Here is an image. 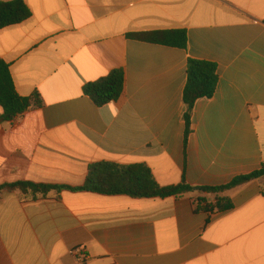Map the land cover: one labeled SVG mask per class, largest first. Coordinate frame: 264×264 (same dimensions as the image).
<instances>
[{
  "label": "crops",
  "instance_id": "obj_1",
  "mask_svg": "<svg viewBox=\"0 0 264 264\" xmlns=\"http://www.w3.org/2000/svg\"><path fill=\"white\" fill-rule=\"evenodd\" d=\"M13 0H0L11 2ZM32 16L0 30V60L18 94L42 106L13 122L0 107V187L65 189L33 199L0 193V264H264V178L223 194L233 208L196 212L182 198L72 191L91 165L144 164L162 187H220L264 165V0H23ZM185 30L186 49L136 40ZM190 59L217 66L211 99L192 112ZM114 70L121 98L84 94ZM85 254L87 259L79 260Z\"/></svg>",
  "mask_w": 264,
  "mask_h": 264
},
{
  "label": "trees",
  "instance_id": "obj_2",
  "mask_svg": "<svg viewBox=\"0 0 264 264\" xmlns=\"http://www.w3.org/2000/svg\"><path fill=\"white\" fill-rule=\"evenodd\" d=\"M32 16V12L23 0L0 2V30L23 23ZM134 39L159 44L167 47L186 49L188 36L185 30L153 31L133 36ZM188 80L184 90L183 100L187 107L185 120V145L187 146L192 133V112L200 99L214 97L219 83L217 66L206 61L190 59L188 63ZM125 88V73L114 70L107 77L89 83L84 88V94L94 104L102 108L118 101ZM38 94L32 97H21L15 87L10 65L0 60V107L3 110L2 121L13 122L32 108L42 106ZM264 178V165L260 170L233 179L229 184L220 187L194 188L185 180L179 185L160 186L151 170L144 164L118 165L110 162L96 163L90 166L85 185L78 188H68L72 191H88L102 195H127L137 199L182 198L193 192L211 195L215 202H209L205 197H198L196 212L223 213L233 208L231 200L224 197L228 191ZM62 186L18 182L0 187V193L18 191L22 196L47 198L52 191L65 189Z\"/></svg>",
  "mask_w": 264,
  "mask_h": 264
},
{
  "label": "built area",
  "instance_id": "obj_3",
  "mask_svg": "<svg viewBox=\"0 0 264 264\" xmlns=\"http://www.w3.org/2000/svg\"><path fill=\"white\" fill-rule=\"evenodd\" d=\"M87 259V256L85 255V254H81V255H79V260L80 261H84V260H86Z\"/></svg>",
  "mask_w": 264,
  "mask_h": 264
}]
</instances>
